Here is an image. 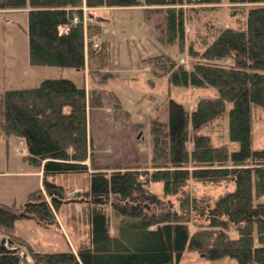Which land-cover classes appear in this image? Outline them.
Segmentation results:
<instances>
[{"label": "trees", "instance_id": "obj_1", "mask_svg": "<svg viewBox=\"0 0 264 264\" xmlns=\"http://www.w3.org/2000/svg\"><path fill=\"white\" fill-rule=\"evenodd\" d=\"M219 1L0 0V10L26 9L29 64L94 70L103 78L111 74L102 70L107 43L99 38L101 17L91 10L140 5L146 18L160 12L152 22L154 36L194 60L186 66L170 55H155L148 60L154 73L166 75L171 84L210 86L216 92L197 98L191 109L167 97L166 120L149 119L148 165L107 170L95 161L88 133L89 110L102 106L96 86L59 76L0 90V136L22 141V158L40 169L42 187L30 190L18 206L0 203V264H174L184 249L211 259L227 256L236 264H264V201L254 200L264 193V147L253 148L251 140L253 111L264 110V0H226L244 8L243 25L219 28L201 39L200 49L186 42L184 4L213 7ZM82 6L92 17L84 27ZM108 97L117 111L119 98ZM225 114L227 141L213 143L203 129ZM82 172L89 176L88 188L74 198L50 178ZM188 179L230 181L232 188L209 203L185 189ZM151 182L160 183L161 195L148 188ZM174 194L175 207L164 198ZM80 199L88 204V241L75 252L35 251L12 233L15 219L53 223L62 202ZM107 203L115 216L113 232ZM13 242L24 243L30 261Z\"/></svg>", "mask_w": 264, "mask_h": 264}, {"label": "rangeland", "instance_id": "obj_2", "mask_svg": "<svg viewBox=\"0 0 264 264\" xmlns=\"http://www.w3.org/2000/svg\"><path fill=\"white\" fill-rule=\"evenodd\" d=\"M184 6L185 41L192 42L198 49L202 48L201 39H210L219 28L242 26L244 23V8L233 7L226 0H220L213 7L202 4ZM91 12L101 17L99 38L107 43V64L102 70H108L111 74L104 78L94 70L85 72L72 67L29 64L26 13L21 10H0V90L34 86L43 78L59 76L70 78L78 85L83 84L85 88L96 86L101 95L102 106L88 112V133L93 140L92 154L95 161L106 166L107 170L121 165L146 166L149 119L166 120L167 97L191 109L197 98L215 96V89L210 86L171 84L166 75L154 73L148 60L155 55L167 54L178 61L182 58L186 66L194 60L186 52H178L175 45H168L154 36L152 22L153 19L161 18L160 12L152 13L150 18H146L140 5L113 8L100 6ZM108 93L120 95L122 101L119 100L120 107L117 111H113L114 101L108 97ZM129 95L133 97L130 98ZM229 105L227 103L226 108ZM203 131L210 134L213 143L227 141V115L215 120ZM251 140L253 148L264 147V110L259 108L253 111ZM21 143L20 139L11 137L10 140H5V137L0 136L2 204L18 206L30 190L38 186L42 189L41 176L35 172L38 167L24 161L22 155L14 150L15 147L20 148ZM233 145L229 143L230 147ZM50 178L64 186L67 197L71 198L78 197V193L87 189L89 184L86 172L57 173ZM184 187L191 194L206 196L211 203L218 194L232 188V184L230 181L211 183L188 179ZM148 188L161 195L159 182L149 183ZM42 193L48 198L43 190ZM164 198L174 207L177 205V194L165 195ZM254 200L264 201V193L254 197ZM105 208L109 230L113 232L115 216L108 203ZM53 215L54 222L49 224L37 222L33 218H17L14 220L12 233L33 250L43 252L69 249L75 252L78 245L88 241L86 201H64L53 211ZM194 227L192 220L188 221L189 231ZM229 233L233 235L234 231L230 230ZM10 244L18 246L19 255H23L25 260H31L24 250V243ZM174 264H236V261L227 256L211 259L194 250L184 249Z\"/></svg>", "mask_w": 264, "mask_h": 264}, {"label": "built area", "instance_id": "obj_3", "mask_svg": "<svg viewBox=\"0 0 264 264\" xmlns=\"http://www.w3.org/2000/svg\"><path fill=\"white\" fill-rule=\"evenodd\" d=\"M81 9H82L81 22H82L83 27H84L85 24H86L87 22H89V21L92 20V17H91V16H88V15L86 14V9H87V7L82 6ZM72 20H73V21H77V16H73V19H72ZM93 44L96 45L95 42H94ZM183 61L185 62L184 59H182V58L179 59V62H182V63H183ZM14 150H15L16 153H20V154H25V153H26V148H25V146H24L22 143H21L20 148H19V147H15Z\"/></svg>", "mask_w": 264, "mask_h": 264}, {"label": "crops", "instance_id": "obj_4", "mask_svg": "<svg viewBox=\"0 0 264 264\" xmlns=\"http://www.w3.org/2000/svg\"><path fill=\"white\" fill-rule=\"evenodd\" d=\"M107 8H113V7H107ZM94 9V8H93ZM104 9H106V8H104ZM19 10H21V11H23V12H25L26 11V9H9L8 11H10V12H16V11H19ZM84 71L86 72V70L84 69ZM22 72H24V69L22 70ZM12 73V71L9 73V75ZM86 87V86H85ZM113 91V90H112ZM116 94V96L119 98V100H120V102L122 101L121 99H120V95H118L117 93H115ZM129 97L130 98H132L133 96H130L129 95ZM133 99H135V98H133ZM10 140L11 139V136H8V137H5V140ZM16 154V153H15ZM18 155V154H17ZM20 155H23V154H20ZM18 172H24V171H18ZM36 173H38L40 176H41V171H40V169L39 168H37V170L35 171ZM38 187H40V186H38ZM16 235V234H15ZM17 236V235H16Z\"/></svg>", "mask_w": 264, "mask_h": 264}, {"label": "water", "instance_id": "obj_5", "mask_svg": "<svg viewBox=\"0 0 264 264\" xmlns=\"http://www.w3.org/2000/svg\"><path fill=\"white\" fill-rule=\"evenodd\" d=\"M203 255V253H201Z\"/></svg>", "mask_w": 264, "mask_h": 264}]
</instances>
